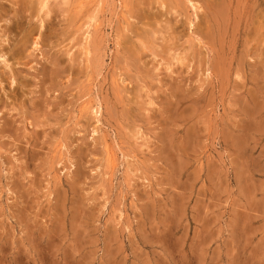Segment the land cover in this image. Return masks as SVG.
<instances>
[{
    "label": "rangeland",
    "instance_id": "374dc122",
    "mask_svg": "<svg viewBox=\"0 0 264 264\" xmlns=\"http://www.w3.org/2000/svg\"><path fill=\"white\" fill-rule=\"evenodd\" d=\"M185 1L0 0V264H264V0Z\"/></svg>",
    "mask_w": 264,
    "mask_h": 264
},
{
    "label": "bare ground",
    "instance_id": "6f19581e",
    "mask_svg": "<svg viewBox=\"0 0 264 264\" xmlns=\"http://www.w3.org/2000/svg\"><path fill=\"white\" fill-rule=\"evenodd\" d=\"M24 1V0H23ZM62 0H60V2H61ZM63 1H65V0H63ZM173 1V0H172ZM70 2V1H69ZM186 3H188L190 6H191V9H194L193 11H196V13H197V10L199 9H201V8H198L196 5H195V3L192 1V0H186L185 1ZM23 3H25V2H23ZM36 3V2H35ZM34 3V4H35ZM62 3V2H61ZM17 3H15V5H16ZM19 4V3H18ZM17 4V5H18ZM57 4H59V3H57ZM66 4H67V2H66ZM28 5H30V3L28 4ZM28 5H25L24 7H23V4H22V7H20V9H19V11H17V13H16V15L15 16H18V17H20L21 15L22 16H24V14H26V11H28L29 10V8H28ZM38 9H37V13L36 14H34V13H30V15H29V22H31L32 21V19L34 18L35 19V17H37L38 18V21H40L38 24L39 25H41L42 27L43 26H45V25H47V23L49 22V20H51L52 19V16H50L53 12H54V10H53V8L51 9V6L53 5V3L51 4V0H38ZM60 5V4H59ZM68 5V4H67ZM171 5V4H170ZM175 5V4H174ZM27 6V8H25ZM190 6H189V8H190ZM2 7V6H1ZM32 7H33V3H32ZM53 7V6H52ZM55 7V6H54ZM32 12V11H31ZM195 13V12H194ZM55 16V15H54ZM196 17H198V15L196 16ZM51 18V19H50ZM3 20H4V18H3ZM8 20V19H7ZM2 20L0 19V22H1ZM191 21V20H190ZM51 22V21H50ZM49 22V23H50ZM191 24H192V22H190ZM38 24H36L35 26H34V28H32V29H30V31L27 33V35H26V37H25V39L24 40H22V41H20L19 43H12L13 44V46H8V47H6L5 48V46H1L0 45V58H2L3 59V63L5 64V67H11L12 69H11V71H12V73H9V75L10 76H8V77H6L5 76V79H3L1 82H0V84L2 85V83H5L4 81H6L7 82V84H8V86H9V89H11L12 90V86L14 85V83H16L15 82V80L16 79H18L17 77H19L18 75H17V77H16V74H15V71H14V69H13V67L12 66H10V58H12L13 59V61L15 60V62L17 63V65H19L21 62H20V60L22 59L21 57H22V55H24V54H26V52L29 50V47H33V50L35 51V50H38L39 49V47H40V44L42 43V42H44L45 41V39H47L46 38V34H44V33H40L39 31V29H40V26L38 25ZM11 31V30H10ZM2 33H3V35H2V37H8V42H9V45H10V38H9V36H10V34H11V32H9V28L7 27V28H5L3 31H2ZM9 33V34H8ZM140 37V36H139ZM90 38V37H89ZM198 39V38H197ZM32 40V41H31ZM85 40V39H84ZM87 41H88V36H87ZM1 43V42H0ZM91 43V42H90ZM88 44V43H87ZM42 45V44H41ZM85 49H87V47L85 48ZM87 51H88V49H87ZM69 52V51H68ZM28 57V56H27ZM15 62H13L14 64H15ZM22 63H23V61H22ZM54 63V62H53ZM57 64H58V62H56ZM57 64H56V66H57ZM54 65H55V63H54ZM139 65V64H138ZM33 68V67H32ZM213 68H215V67H213ZM4 72H5V70H4ZM3 72V73H4ZM8 72V71H7ZM7 72H5L6 74H7ZM54 73H56V72H54ZM53 73V74H54ZM56 76V75H55ZM54 77V76H53ZM2 78H3V76H2ZM18 82V81H17ZM21 85H22V82L20 83ZM65 84V83H64ZM5 85H6V83H5ZM21 85H19L18 83H17V87H19V86H21ZM7 86V87H8ZM18 89V88H17ZM16 89H14V90H12V92H14ZM11 93V92H10ZM14 94V93H13ZM6 107V106H5ZM12 108V107H11ZM19 108V107H18ZM22 108V107H21ZM92 109H94V108H92ZM96 109H97V107H96ZM95 109V114H96V116H97V111H98V109H99V107H98V109L96 110ZM93 111V110H92ZM31 116L33 117V119H34V122H33V120L32 119H30L29 117H27V116H25V121H27L28 122V127H29V125H34V126H38V125H40L39 124V122H38V118H36V116H34V115H32L31 114ZM32 120V121H31Z\"/></svg>",
    "mask_w": 264,
    "mask_h": 264
}]
</instances>
